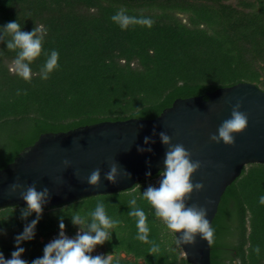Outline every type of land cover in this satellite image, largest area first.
Listing matches in <instances>:
<instances>
[{"label":"trees","instance_id":"16d2710c","mask_svg":"<svg viewBox=\"0 0 264 264\" xmlns=\"http://www.w3.org/2000/svg\"><path fill=\"white\" fill-rule=\"evenodd\" d=\"M122 9L131 17L150 18L153 26L121 29L111 17ZM172 12L187 14L189 25L171 18ZM11 21L26 32L42 28L44 40L42 54L30 65V82L10 72L8 63L18 50L7 49L10 37L0 40V169L41 134L101 121L154 119L176 99H206L220 87L264 80V0H0V36ZM52 50L59 53V67L43 80L40 68ZM247 170L221 197L211 224V264H264V219L257 229L249 224L247 209L264 196V170ZM157 176L123 192L43 209L34 238L20 245L26 261L31 264L43 256L46 244L38 237L60 230L55 212L75 203L116 198L105 209L120 223L110 240L97 245L116 255L112 264H188L162 235L155 210L143 199L145 184ZM251 183L254 199L246 194ZM132 198L147 215L149 241L159 245L158 253L151 254V244L136 239V218L128 214ZM26 208L0 209V252L7 259L16 250L15 237L37 218L32 213L22 219ZM64 224L69 234L87 230ZM121 253L133 260L121 258Z\"/></svg>","mask_w":264,"mask_h":264},{"label":"water","instance_id":"95a60500","mask_svg":"<svg viewBox=\"0 0 264 264\" xmlns=\"http://www.w3.org/2000/svg\"><path fill=\"white\" fill-rule=\"evenodd\" d=\"M237 101L241 102L240 111L248 117L246 130L233 134L234 145L210 141V135L217 134L221 123L230 118ZM160 132L168 134L172 144H182L190 151L193 161H200L192 182L203 183L204 189L194 191L186 204L207 208L206 218L212 224L226 188L246 166L264 165V91L252 83L238 82L207 93L206 99H176L154 119L101 121L65 132L41 134L0 169V209L27 207L20 193L33 184L37 191L48 189L43 209L132 189L165 169L169 146L161 142ZM145 137L150 138L147 144ZM138 147L152 151L140 152ZM113 163L120 170L114 184L104 178ZM96 168L101 170L99 187L87 183ZM124 172L130 175L125 176ZM148 172L150 176L146 175ZM14 183L22 187L10 194ZM179 235L174 233L175 240ZM177 245L188 264H211L210 243L199 235L194 244Z\"/></svg>","mask_w":264,"mask_h":264},{"label":"clouds","instance_id":"9594fccd","mask_svg":"<svg viewBox=\"0 0 264 264\" xmlns=\"http://www.w3.org/2000/svg\"><path fill=\"white\" fill-rule=\"evenodd\" d=\"M111 20L118 24L121 29H127L130 25H142L151 28L153 21L150 18H137L128 16L125 10H121L111 17ZM4 37H10L6 41L7 49L17 51L14 60V70L17 75L25 81L30 82L32 78L31 63L36 60L43 51L44 32L42 28L35 27L31 32L21 30V25L17 21L8 22L2 29ZM45 63L40 68L41 79H49L50 74L59 67V53L52 50L50 54L45 53ZM19 94V93H18ZM241 102L237 101L232 106L229 119L224 120L217 129V134L210 135L212 142L225 145H234L235 139L233 134H239L246 130L248 126L247 115L240 111ZM161 142L168 145L165 154V169L159 175L162 177L159 187L148 186L143 192L145 199L155 210V216L162 220L166 227L173 233H180L177 237V244L191 245L196 242L199 235L203 240L211 243L214 239V229L206 218L208 209L197 205H187L186 201L190 199L191 194L200 192L204 189L203 183H193L192 176L200 167V161L191 159V152L186 150L182 144H172L171 137L165 132L159 133ZM150 138L145 137V143H149ZM140 152L145 150L151 152L152 149H137ZM65 165L68 161L64 162ZM120 170L117 164L113 163L109 167V171L104 174V178L111 183H116ZM125 176L130 174L124 172ZM150 176L151 172L146 173ZM101 178V170L94 169L87 177L89 185L99 187ZM22 185L14 183L10 186V194H14ZM21 198L26 202L27 208L21 211V218L26 219L32 213L36 214V219L26 224L22 233L15 237L16 250L11 253L10 259H5L0 252V264H28L21 258L25 252L20 247L24 241H30L35 236L36 225L43 213V205L49 196L48 189L37 191L35 185L27 187L26 191L20 193ZM259 202L264 204V196L259 198ZM130 216L136 218L137 236L139 241L151 244L149 252L151 254L158 253L160 248L155 241H149V227L147 223V215L141 209L136 207L135 198L129 200ZM73 225L86 226L87 230L78 232L75 238H69L65 234V224L63 218L59 223L60 232L57 238L45 245L43 256L34 259L31 264H112L111 255L92 256L90 253L94 251L97 245H103L111 239L112 229L116 228L120 221L110 217L105 209L103 201H98L95 209L88 216L74 214L71 217ZM255 253L259 256L260 247L256 246ZM238 264V262H237Z\"/></svg>","mask_w":264,"mask_h":264},{"label":"rangeland","instance_id":"374dc122","mask_svg":"<svg viewBox=\"0 0 264 264\" xmlns=\"http://www.w3.org/2000/svg\"><path fill=\"white\" fill-rule=\"evenodd\" d=\"M153 14L156 15H160L161 13L159 11H154L152 12ZM169 15H171V18L176 19L180 22H182L185 25H189L188 23V15L187 14H183V13H177V12H172ZM8 68L10 70V72L12 73H16L14 70V63L10 62L8 63ZM251 83V82H248ZM252 84H255L260 90L264 91V80H262V82H252ZM246 169L248 168V170L246 172H258L259 170H264V168H258L255 167L253 168V166H246ZM258 168V169H257ZM244 175V174H243ZM243 175H241V177H243ZM240 177V178H241ZM160 179H162V177L157 176L156 178L148 181V183L145 184V187L147 189L148 186H154V187H159V182ZM254 184L251 183L247 186V197H249L250 199H254L255 198V192L253 190ZM143 189H140V192H142ZM100 201V199H94L93 201H86V202H81V203H75L72 204L66 208L60 209V211L55 212L54 216L57 215L59 217V220H61V216H65V213H67L70 217H65V219L63 218L64 223H66V225H68V223H72L71 222V217L74 214H80V215H84L87 213L89 214L91 211H93L95 209V206L97 204V202ZM104 202L105 206L108 204H111L112 202L116 201V198L114 199H104L101 200ZM264 204L261 203H254L253 205L247 204V209H248V216H249V224L252 223V225H255V227L257 229L261 228V224L260 222H262V219H264V206H262ZM93 209V210H92ZM64 210V211H63ZM86 214V215H87ZM88 216V215H87ZM158 219V223L160 226H162V235L167 238L169 241H171L172 247H174L178 253L180 257H183V253L180 250V248L178 247L175 237H174V233L172 231H170L166 225L164 224V222L162 220ZM67 221V222H66ZM59 231H56L52 234H50L48 237H38L37 241L39 243H45L48 244L49 242H51L53 239L57 238L59 235ZM81 232V230H76L74 233L69 234L66 233L65 234L69 237V238H75L77 233ZM25 254V255H24ZM92 256H96V255H102V256H107V255H111L112 257V261L116 258V255L114 253L111 252H106L105 251V247L104 246H96V248L94 249V251L91 253ZM120 257L129 261H132V257L131 256H126L125 254L121 253ZM22 259L26 260V253H23L21 256ZM184 258V257H183ZM28 262V261H27ZM29 263V262H28Z\"/></svg>","mask_w":264,"mask_h":264},{"label":"flooded vegetation","instance_id":"af4514ba","mask_svg":"<svg viewBox=\"0 0 264 264\" xmlns=\"http://www.w3.org/2000/svg\"><path fill=\"white\" fill-rule=\"evenodd\" d=\"M90 255H91V253H90ZM5 259H7V258L5 257Z\"/></svg>","mask_w":264,"mask_h":264}]
</instances>
